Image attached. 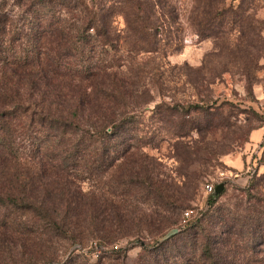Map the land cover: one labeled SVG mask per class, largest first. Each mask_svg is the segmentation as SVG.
Masks as SVG:
<instances>
[{
  "label": "trees",
  "instance_id": "1",
  "mask_svg": "<svg viewBox=\"0 0 264 264\" xmlns=\"http://www.w3.org/2000/svg\"><path fill=\"white\" fill-rule=\"evenodd\" d=\"M225 12L233 13L204 11L198 35ZM176 20L165 0H0V264L14 260L17 242L24 258L52 264L59 241L127 237L128 196L172 214L143 217L136 235L157 245L143 264H264V174L228 204L210 194L207 213L170 232L188 193L170 201L154 171L129 157L162 136L183 170L194 157L214 159L182 140L200 128L193 114L208 109L162 102L148 111L160 113L165 132L148 135L137 112L143 100L125 82V66L141 79L147 57L168 55L163 34Z\"/></svg>",
  "mask_w": 264,
  "mask_h": 264
},
{
  "label": "rangeland",
  "instance_id": "2",
  "mask_svg": "<svg viewBox=\"0 0 264 264\" xmlns=\"http://www.w3.org/2000/svg\"><path fill=\"white\" fill-rule=\"evenodd\" d=\"M165 2L178 16L176 23H171L174 28L163 34V48L168 50V55L147 57L141 79L137 66H125V82L127 78L128 82H134L135 93L143 100L137 112H144L143 130L148 135L165 132L158 123L160 113L148 111L162 102L208 109L209 113L193 114L200 121V128L182 140L196 150L215 153H211L214 159L207 164L195 161L193 156L192 165L183 170L173 143L161 140L162 136L157 137L156 148L131 151L129 157L133 158L134 166L154 171L155 182L170 201L188 193L182 200V209L171 220L173 224L168 229L171 232L181 227L185 212L192 211L193 218H201L209 211L207 184L216 188L224 185L218 205H225L239 195V189L247 188L256 175L264 174L263 148L251 140L254 130H264V0ZM243 3L246 11L241 8ZM213 7L231 9L233 13L225 12L213 27L198 35L197 20ZM211 117L214 122L208 125ZM235 159L241 161L239 169L230 165ZM128 197L125 202L127 237L115 242L95 238L73 245L59 241L52 246V264H65L74 255L80 256L84 264H143L149 259L147 256L151 257L157 245L156 240L136 235L145 228L143 217L159 222L161 216L172 214L157 201L143 202ZM23 251L17 242L14 260L9 264H37L30 257L24 258Z\"/></svg>",
  "mask_w": 264,
  "mask_h": 264
},
{
  "label": "built area",
  "instance_id": "3",
  "mask_svg": "<svg viewBox=\"0 0 264 264\" xmlns=\"http://www.w3.org/2000/svg\"><path fill=\"white\" fill-rule=\"evenodd\" d=\"M263 144H264V135H263V139H262V141L260 143L259 148H261ZM205 190L210 195V194L215 192L216 187L213 184H207L205 186ZM192 219H193V212L192 211L185 212V214L183 216V219H182V222H181V226H184L185 224H187ZM115 249H118V247L116 246Z\"/></svg>",
  "mask_w": 264,
  "mask_h": 264
},
{
  "label": "crops",
  "instance_id": "4",
  "mask_svg": "<svg viewBox=\"0 0 264 264\" xmlns=\"http://www.w3.org/2000/svg\"><path fill=\"white\" fill-rule=\"evenodd\" d=\"M263 131H264L263 129H258V130H254L252 132L251 140H253V142H255V144L261 143V141L263 139V135H264ZM230 163H231L230 165L236 169H239L241 167V161L239 159L231 160Z\"/></svg>",
  "mask_w": 264,
  "mask_h": 264
},
{
  "label": "water",
  "instance_id": "5",
  "mask_svg": "<svg viewBox=\"0 0 264 264\" xmlns=\"http://www.w3.org/2000/svg\"><path fill=\"white\" fill-rule=\"evenodd\" d=\"M223 190H224V185H219V186H217V188H216V190H215V192H214V196H219V195H221L222 192H223Z\"/></svg>",
  "mask_w": 264,
  "mask_h": 264
}]
</instances>
